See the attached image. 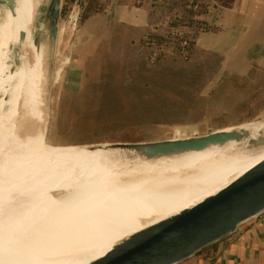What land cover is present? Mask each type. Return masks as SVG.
<instances>
[{
	"label": "rangeland",
	"instance_id": "obj_1",
	"mask_svg": "<svg viewBox=\"0 0 264 264\" xmlns=\"http://www.w3.org/2000/svg\"><path fill=\"white\" fill-rule=\"evenodd\" d=\"M48 1H43L45 5L34 21L37 27L43 26ZM3 2L7 12L13 5L9 0ZM81 12L78 3L64 7L59 40L52 42L55 70L48 107L43 91L46 68L41 62L45 43L38 56L33 46L22 48L20 59L29 70L18 67L20 73L14 75L13 84H7H12L8 89L11 92L7 91L9 101L0 102V106L6 105L25 118L44 155L75 159L86 154L73 152L70 147L204 138L223 129L249 133L229 142L230 145L241 146L264 136V66L260 63L264 58L242 57L261 53V49L243 52L242 45L235 42L229 44L236 48L232 51L216 40L215 46L198 44L197 36L194 52L189 55L177 54L169 47V56L161 69L149 61L146 49L112 50L97 37L90 40V35L82 32L85 28L80 22ZM222 15L212 19L219 23ZM212 19L199 18L209 24L204 33L221 30ZM36 25H31L32 34ZM13 51L17 53L18 47ZM125 51L126 56H122ZM182 65L185 68L180 71ZM13 92L15 98L11 96ZM263 145L264 137L256 146L257 152L264 150ZM172 156L159 160L152 155L108 163L129 165L139 174L155 170L164 175L169 173L172 178L188 175L185 171L188 165L178 166L184 165L187 157L177 155L176 160V155ZM4 184L8 191L6 199L0 201V219L18 209L16 203L9 205L8 198L23 199L28 194L23 189V178H7Z\"/></svg>",
	"mask_w": 264,
	"mask_h": 264
},
{
	"label": "bare ground",
	"instance_id": "obj_2",
	"mask_svg": "<svg viewBox=\"0 0 264 264\" xmlns=\"http://www.w3.org/2000/svg\"><path fill=\"white\" fill-rule=\"evenodd\" d=\"M3 1L0 102L9 101L8 89L18 67L29 68L20 59L22 48L31 45L38 56L45 43L41 62L46 68L43 91L48 107L55 70L50 26L35 24L36 30L30 32V24L35 26L45 4L43 0H9L13 6L5 12ZM16 46L17 53L13 51ZM13 66L15 70L11 71ZM11 96L15 98L14 92ZM24 119L6 105L0 106V201L7 197V178H23V189L28 193L23 199L8 198L9 205L16 203L18 209L0 219V264H88L123 239L167 223L210 198L264 160V150L259 153L256 147L261 136L241 146L226 143L178 153L187 157L184 165H178H188L186 176L172 178L155 170L139 174L129 165L109 164L108 160L146 155L133 150H106L109 143L70 147L73 152L89 155L75 159L46 156ZM103 248L107 249L87 256Z\"/></svg>",
	"mask_w": 264,
	"mask_h": 264
},
{
	"label": "water",
	"instance_id": "obj_3",
	"mask_svg": "<svg viewBox=\"0 0 264 264\" xmlns=\"http://www.w3.org/2000/svg\"><path fill=\"white\" fill-rule=\"evenodd\" d=\"M48 2L43 23L49 24L51 40L57 42L67 2ZM13 70L14 66L11 67ZM226 130L204 138L120 142L106 150H133L147 157L157 154V159H160L183 153L187 149L201 151L224 145L249 134ZM263 212L264 160L210 198L173 216L167 223L157 224L123 239L104 256L88 264H179L233 235L239 226L255 220Z\"/></svg>",
	"mask_w": 264,
	"mask_h": 264
},
{
	"label": "crops",
	"instance_id": "obj_4",
	"mask_svg": "<svg viewBox=\"0 0 264 264\" xmlns=\"http://www.w3.org/2000/svg\"><path fill=\"white\" fill-rule=\"evenodd\" d=\"M104 1H107L103 11L105 24L96 30H91L89 26L82 31L90 35V40L97 37L100 42H111L112 34L118 26L138 35L157 31L149 22L148 9L138 7L137 0ZM220 13L223 15L217 23L212 18L217 19ZM205 16L212 19L214 25L222 28L215 33L199 34L198 44L210 43L209 46H215L213 41L216 40L219 45L229 46L236 42L242 45L243 52L254 53L260 49L264 52V0H212L204 19ZM234 47L229 46V49L236 51ZM262 51L251 55L244 54L242 57L260 56L263 59ZM260 63L264 66V60ZM179 264H264V222L260 219L246 222L233 235Z\"/></svg>",
	"mask_w": 264,
	"mask_h": 264
},
{
	"label": "trees",
	"instance_id": "obj_5",
	"mask_svg": "<svg viewBox=\"0 0 264 264\" xmlns=\"http://www.w3.org/2000/svg\"><path fill=\"white\" fill-rule=\"evenodd\" d=\"M212 0H137L136 5L145 7L149 12V22L156 27V32H147L141 35L127 32L118 26L113 32L111 42L103 44L109 49L118 48L146 49L149 61L163 69L165 58L169 56V47L174 48L177 54L193 53L194 41L199 32L209 29V24L199 20L206 15ZM72 6L78 3L82 12L80 22L85 29L91 30L102 27L104 23L103 11L107 5L104 0H66ZM127 36V37H126ZM126 51L122 56H126ZM128 54V53H127ZM190 57V56H189ZM153 58V59H151ZM185 58L188 59V57ZM185 67H188L185 64ZM195 65V64H191ZM190 65V67H191ZM184 65H182L183 67ZM185 67L179 68L182 71Z\"/></svg>",
	"mask_w": 264,
	"mask_h": 264
},
{
	"label": "built area",
	"instance_id": "obj_6",
	"mask_svg": "<svg viewBox=\"0 0 264 264\" xmlns=\"http://www.w3.org/2000/svg\"><path fill=\"white\" fill-rule=\"evenodd\" d=\"M255 219H260L262 222H264V212L257 216Z\"/></svg>",
	"mask_w": 264,
	"mask_h": 264
}]
</instances>
